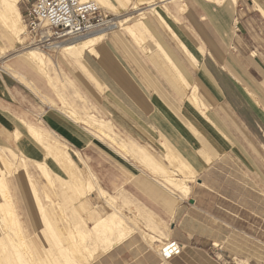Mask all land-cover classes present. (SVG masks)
<instances>
[{"label": "crops", "instance_id": "crops-1", "mask_svg": "<svg viewBox=\"0 0 264 264\" xmlns=\"http://www.w3.org/2000/svg\"><path fill=\"white\" fill-rule=\"evenodd\" d=\"M149 3L137 6L144 17L132 28L139 42L127 30L108 33L81 56H66L98 115L130 146L164 170L189 168L187 180L175 179L187 193L166 192L139 161L124 162L123 197L140 226L161 242H176L181 253L162 262L157 245L135 232L91 264H230L211 253L220 260L227 253L233 264H264V0ZM12 58L15 67L38 74L17 56L0 63ZM17 82L0 71V148L46 163L50 157L25 127L37 121L69 150L93 153L91 135L66 115L35 105Z\"/></svg>", "mask_w": 264, "mask_h": 264}, {"label": "rangeland", "instance_id": "rangeland-1", "mask_svg": "<svg viewBox=\"0 0 264 264\" xmlns=\"http://www.w3.org/2000/svg\"><path fill=\"white\" fill-rule=\"evenodd\" d=\"M32 1L33 0H20L18 3V9L21 17L18 21L20 30L19 33L22 34L18 38H14L6 32L5 26L1 24L3 19L0 17V60H4L12 56V54L16 51L28 46V43L25 41V37L23 36L25 29L22 23V16ZM224 1L232 0H223L222 3ZM236 1L237 0H235V2ZM209 2L217 4L221 3V1ZM100 3L101 4H98V6L101 9V13L106 16V20L119 19L123 16L136 12L131 10V4L121 5L115 0H109V4L107 3V0H100ZM137 9L138 12L141 8L138 7ZM238 10L240 9L238 8ZM143 18L144 17L139 16V18L130 22L128 26L131 28L138 27V24L142 23ZM235 19L239 22L240 17L237 15ZM125 31L124 27H118L109 33L122 35ZM141 33L143 37L145 35H150L144 30H141ZM20 38L21 40H19ZM145 44L146 43L143 44V42L140 43V45L137 44V49L144 50ZM44 56L46 58V62L50 59L55 64L52 65V63L49 62L46 78L33 71L20 70L18 67H15L13 63L17 61L16 58H12L5 63H0V71L15 78V80L19 82H17V84L21 88V91L30 101L34 102L35 105L39 107L51 108L66 115L67 118H70V122H73V124L81 127L83 133L87 135V138H90L91 135L93 139V146L91 148L93 153H89V148L82 153L69 150V147H66L65 144L61 143L56 135L52 132L43 130L40 124L35 121L34 127H37L44 135H46L47 139L45 143L49 148L47 149L48 151L44 148L43 149L46 150V154L50 158L46 161V163H36V161L30 162L14 152L16 154V159L13 163L17 166L16 168H18V172H21L23 170L22 167L26 164V171L28 170L27 172L32 176H30L32 181L31 183H34V186L26 182V179L22 176V172L20 175L19 173L10 171L11 175H8L9 188L10 193L13 196L16 214L20 223V229L15 231L16 235L13 234L11 236L13 244H11L9 240H5L7 241L6 243H4V240L0 241V264H4L5 261L15 264H56L59 262L66 264V261H72L73 259L79 263L87 264V249H89L88 251H94L93 249L96 248L93 252L94 259L99 254L103 253L102 247L101 249L98 247L101 244L95 246L91 244V242L86 243V240L83 242L79 239L80 237L76 233V230L81 227L82 229L84 227L90 228L95 221L94 217H99L100 214H106L111 210L109 206H106V200L101 197L98 198L99 195H97V191L95 189L93 190L94 193L92 192L88 196L87 193H85L88 185L96 186V184L106 192L105 198L107 201L109 198L110 201L108 203L110 204L113 202L112 206L121 210L127 218L136 224L138 229H141L140 231L136 230L135 232H140L141 235L145 237L146 241H148L151 245L156 244V249L159 251V248L164 242H161V240L156 237L158 239L157 240L154 237L155 235L148 233V231H146V227L144 228L145 231L142 230L143 228L140 226V221L142 219L139 218V213L136 209H134L135 211L132 210L133 207L129 206L130 204L126 202L123 197V183L129 179L124 171V162L126 160L128 161L129 158L132 160H136V158H133V156L128 153L129 151L123 150L120 146L126 144L124 147L128 150L129 147L133 149H137V147L130 146L131 144L124 139L121 134L110 127L108 123L104 122L105 120L98 115L95 105L89 99V94L86 88L74 73L75 68L72 67V63L69 58L61 50L44 52ZM20 58L26 62L23 57ZM26 63L30 66L28 62ZM31 67L36 71L34 66ZM17 74L21 75L24 80L26 79V81L30 83L29 85L33 90L29 89L30 87H26V85H24L25 83L19 79ZM48 78L53 84L48 82ZM69 114H71L73 118H71L72 116ZM91 115L96 117L95 119L98 121L103 120L101 121L102 132H104L105 135L112 136L114 138H108L107 136L104 137V135L91 127L89 125L90 119H93V117H90ZM110 139L112 140L110 141ZM148 156L151 158L152 155ZM112 161L117 163V165L113 164ZM157 161L161 163L160 160ZM179 162V160L174 161V163L179 164L180 166ZM143 167L149 172L147 175L152 178L154 182L159 181V188L166 192L177 191L174 187L175 182H168V177L171 178L172 176V179L170 180L180 179V177H177V174L185 177L183 174L188 172L185 168L174 171V169L170 168V165L167 167L164 166V172L160 173L155 172V170L151 167ZM122 168L123 171L121 170ZM189 181H193L192 175H190ZM188 183L189 182L186 184ZM31 186L35 189L31 188ZM181 194L185 195L183 193ZM35 195L38 198H33ZM102 200L105 201V204ZM36 201L39 202L37 203ZM1 202L2 199L0 197V203ZM36 203L40 206H37ZM41 205L44 208L41 209L40 212ZM96 210L100 213H98L99 215H97ZM148 236H151L152 238H148ZM18 238L21 242H19ZM149 239L154 240L150 241ZM2 241L5 244V250H2L1 248L3 244H1ZM82 242L85 243V245ZM86 246H90V248H87ZM85 247L87 248L86 250ZM64 249L66 251H64ZM65 252L67 253L68 260H66V257L64 259ZM224 254L228 256L227 253ZM210 255L219 263L220 261L225 260L226 262L233 264V260L229 257L225 256L223 257L224 259L220 260L215 256V254L211 253ZM92 261L89 263L91 264ZM236 263L244 264L239 261ZM252 264L263 263L260 262Z\"/></svg>", "mask_w": 264, "mask_h": 264}, {"label": "bare ground", "instance_id": "bare-ground-1", "mask_svg": "<svg viewBox=\"0 0 264 264\" xmlns=\"http://www.w3.org/2000/svg\"><path fill=\"white\" fill-rule=\"evenodd\" d=\"M20 0H0V17L3 19H1L3 22H1L2 25L5 26V30L6 32H8L10 35H12L14 38H18L19 36H21L22 34H20V30H19V25H18V21L21 18L20 17V13L18 10V3ZM83 1H92L94 2L97 6L100 3V0H83ZM109 0H107L108 3ZM117 2H119V4L121 5H125V4H131V0H115ZM154 0H138L137 3H132V10L137 11L138 9V5L144 4V3H149V2H153ZM160 1V0H159ZM162 1V0H161ZM163 1H167V0H163ZM209 1H223V0H209ZM235 2V0H232ZM110 3V2H109ZM108 3V4H109ZM150 4V3H149ZM158 6V5H157ZM103 7V6H102ZM153 10V7H152ZM153 13L157 16V18L159 19V21H161L164 26L166 27L167 30H169L170 32V28L168 27V25L165 23L164 19L161 17V15H159V13H157L156 11L153 10ZM262 15L264 16V13L261 12ZM137 16H133V14H129L127 16H123L121 18H117V19H111L108 22H106L104 24V26L97 31L91 32L93 33L92 35L87 34V36L85 35V37L82 38H75L72 40H67L63 43H61L60 45H58L57 47H55V51H62L65 55L68 56H73V57H79L81 56L82 52L92 46H94L96 43L100 42L102 39L105 38V36L113 31L114 29L118 28V27H124L125 30L129 31V33L134 37V39L136 41L139 42V40L136 38V34L133 32V29L128 26V24L130 22H132L133 20L139 18V16L143 17V14H141V12H137L136 14ZM23 23V21H22ZM24 26V25H23ZM3 27V26H2ZM96 32V33H95ZM174 35V34H172ZM175 38V37H174ZM176 39V38H175ZM21 40V38L19 39ZM18 40V41H19ZM177 40V39H176ZM1 50V48H0ZM3 50V49H2ZM158 50H160L159 46H158ZM146 51V50H145ZM161 51V50H160ZM186 51V50H185ZM163 53V52H162ZM188 54V53H186ZM1 55V54H0ZM164 55V53H163ZM12 56H17V57H23L26 62H28L30 64V66H34V68L36 69V72L38 74H40L43 77H47V67L49 65V62L51 63L52 61L50 59H48V62H46V58L44 56V52H42L41 50H39L37 47H33V46H27L23 49H20L18 51H16L14 54H12ZM154 57V56H153ZM157 57V56H156ZM191 57V56H190ZM165 58V57H164ZM167 58V57H166ZM167 60V59H165ZM6 68V67H5ZM181 77V76H180ZM179 77V78H180ZM21 81L24 82L21 78ZM184 81V80H183ZM48 82L51 83L49 81L48 78ZM185 82V81H184ZM53 84V83H51ZM25 85V84H24ZM54 86V85H52ZM30 91V90H29ZM196 91V90H195ZM197 93V92H196ZM196 93L193 92V100L195 101V103H198L199 101H197V97H196ZM192 96V95H191ZM191 98V97H190ZM192 99V98H191ZM201 104V102H199ZM52 104V103H51ZM63 104V103H62ZM197 106H199V104H197ZM203 106V105H202ZM198 109V108H197ZM67 113V112H66ZM71 115V114H69ZM72 116V115H71ZM73 118V116L71 117ZM70 119V118H69ZM82 121V120H81ZM86 121V120H84ZM89 125L91 127H93L97 132H100L102 135H105L104 132H102V122L98 121L95 119V117H93V119H90L89 121ZM25 127L26 130L28 132V134L31 136V138L38 143L39 145H41L44 149H48L49 147H47L44 143H43V137H45L46 135L43 134V132L38 129L37 127H34L32 125L26 124L25 123ZM108 138H111L112 136H107ZM14 138L15 140H19L20 138V133L15 132L14 133ZM114 138V137H112ZM112 139H110L111 141ZM115 140V139H114ZM113 142V141H112ZM115 144V143H113ZM118 145V144H117ZM124 146H126V144L121 145L120 147L123 150H127L129 151L128 153H130L133 158H136L137 161L140 162V164H142L143 166H148V167H152V169L155 170V172H164L161 167L159 168L158 166H156V164L153 162V158H150L146 153H144V151H142L141 149H133L129 147V150L126 149ZM119 147V146H118ZM45 150V151H46ZM48 151V150H47ZM169 151V150H168ZM50 152V151H49ZM170 152V151H169ZM125 154V153H124ZM129 154V155H130ZM172 154V153H171ZM55 155V154H54ZM61 155V154H59ZM58 155V156H59ZM127 155V153H126ZM63 156V155H61ZM16 154L11 151V150H7V149H3L0 148V197L2 199V202L0 203V241L1 240H9L11 242V244H13L12 238L11 236L13 234L16 235L15 231L20 229V223L18 221V217L16 214V210H15V204H14V200H13V196L10 193V188H9V182H8V175L10 174V171H14L15 173H23L22 176L26 179V182L30 183V185H33L31 182V175L26 171V167L25 165L22 167V171L18 172V168H16L17 166L14 165L13 161L16 159ZM172 157V155H171ZM23 158V157H22ZM21 158V159H22ZM66 159V158H65ZM174 159V158H171ZM177 159V158H176ZM175 160V159H174ZM179 159L175 160L178 161ZM181 162V161H180ZM179 162V163H180ZM18 163V162H17ZM25 163V162H23ZM37 163V162H36ZM69 163V162H68ZM183 163V162H182ZM16 164V163H15ZM42 164V163H41ZM67 164V163H66ZM176 164V163H174ZM184 164V163H183ZM182 164V165H183ZM177 166V164H176ZM175 166V167H176ZM181 166V165H180ZM37 167V166H36ZM184 167V166H183ZM28 168V167H27ZM177 168V167H176ZM188 168V167H185ZM38 169V168H37ZM189 169V168H188ZM153 170V171H154ZM187 171V170H186ZM185 173V172H184ZM162 174V173H161ZM190 174V173H188ZM11 175V174H10ZM21 175V174H20ZM42 175V174H41ZM185 176V174H183ZM31 176V177H30ZM47 176V175H46ZM163 178V177H162ZM183 178H187L188 177H183ZM46 179V178H45ZM172 179L168 177V182H175L174 187L175 190L181 191L183 193H187L188 191V186H186L184 184L183 181H177V180H170ZM181 179V178H180ZM50 180V179H49ZM166 180V181H167ZM182 180V179H181ZM165 181V180H164ZM92 182V181H91ZM90 182V183H91ZM94 182V181H93ZM66 183V182H65ZM29 185V186H30ZM34 186V185H33ZM33 186H31V188H34ZM87 186V185H86ZM91 186L88 185L87 189L85 190L87 193V196L90 195L93 190L95 189L97 191V195L98 198L101 197L102 199L106 200V206H109L111 208L110 212L106 213V214H100L98 212V210H96L95 212L97 213V215H99V217L97 216L96 218L94 217L95 221L92 224V226L90 228H83L82 227L80 229H77L76 233L77 235L80 237L79 239L82 240L83 242L85 241L87 242H91V244L93 245H99L98 247H102V251L106 252L107 250L111 249L114 245H117L118 243L126 240L128 237H130L136 230L140 231L141 229H138V227L136 226V224H134L129 218H127V216L118 208H115L114 206H112L111 202L110 204L108 202L107 199L105 198L106 196V192L104 190H102L97 184ZM170 186V185H169ZM172 188V187H171ZM35 189V188H34ZM32 190V189H31ZM35 192V190H34ZM94 193V192H93ZM109 197V196H108ZM33 198H38L33 197ZM79 198V197H78ZM103 201V200H102ZM37 202V201H36ZM39 202V201H38ZM37 202V203H38ZM105 204V201H103ZM36 203V205H37ZM37 206H40L39 204ZM44 207L40 208V212L41 209H43ZM39 210V209H38ZM81 210V209H80ZM43 211V210H42ZM93 212V213H95ZM44 213V212H42ZM92 213V214H93ZM95 213V214H96ZM99 213V214H98ZM44 215V214H42ZM135 221V220H134ZM83 223V220H82ZM50 224V223H49ZM143 230V229H142ZM71 234V233H70ZM70 236V235H69ZM151 237V236H150ZM148 236V238H150ZM11 238V239H10ZM15 238V237H13ZM21 238V237H20ZM152 238V237H151ZM19 239V238H18ZM15 239V240H18ZM150 240V239H149ZM152 240V239H151ZM150 240V241H151ZM154 240V239H153ZM152 240V241H153ZM7 241H5L4 243H6ZM19 242L20 239H19ZM18 242V243H19ZM81 242V241H79ZM82 242V243H83ZM3 243V241L1 242V244ZM3 243V244H4ZM9 243V242H8ZM88 243V245H89ZM1 246L2 250H5V244ZM16 244V243H15ZM21 244V243H20ZM85 245V243H83ZM80 245V244H79ZM87 245V244H86ZM92 245V246H93ZM82 246V245H81ZM76 247V246H74ZM87 247V246H86ZM85 247V250L87 248ZM94 247V246H93ZM84 248V247H83ZM62 249V248H61ZM82 249V248H81ZM98 249V248H97ZM89 249H87V255H88V259H87V264H90L89 262L92 261L94 259V251L96 250L93 249L94 251H88ZM92 250V249H91ZM64 251H66L64 249ZM77 252V251H76ZM27 253V252H26ZM63 255V254H62ZM19 256V255H18ZM17 256V257H18ZM66 257L67 259V253H64V259ZM20 258V257H19ZM69 258V257H68ZM85 258V257H84ZM32 259V258H31ZM72 259V258H71ZM85 260V259H84ZM27 261V260H26ZM13 262V261H12ZM85 262V261H84ZM64 263V262H63ZM4 264H15V263H9L8 261H5ZM21 264H25V263H21ZM56 264H62V263H56ZM66 264H82L79 263L77 261H75L74 259L72 261L68 260L66 261Z\"/></svg>", "mask_w": 264, "mask_h": 264}, {"label": "built area", "instance_id": "built-area-1", "mask_svg": "<svg viewBox=\"0 0 264 264\" xmlns=\"http://www.w3.org/2000/svg\"><path fill=\"white\" fill-rule=\"evenodd\" d=\"M106 16L92 1L33 0L22 16L24 37L28 46L42 52L55 51L61 43L100 30ZM181 253V246L166 241L159 248L161 261H168Z\"/></svg>", "mask_w": 264, "mask_h": 264}]
</instances>
